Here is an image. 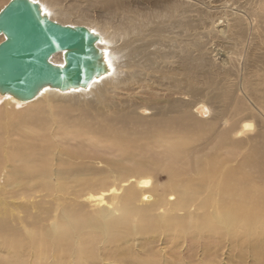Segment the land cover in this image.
Masks as SVG:
<instances>
[{"label": "rangeland", "instance_id": "374dc122", "mask_svg": "<svg viewBox=\"0 0 264 264\" xmlns=\"http://www.w3.org/2000/svg\"><path fill=\"white\" fill-rule=\"evenodd\" d=\"M7 1L1 0L0 6ZM43 1L65 13L70 22L106 29L107 25L118 26L126 18L134 17L144 31L158 34L169 52L166 58H171L164 61L166 67L161 65L162 69L144 83H150V89L157 91L159 97L181 96L177 92L170 93L169 87H173V91L187 90L189 100L204 98L213 90L212 93L224 92L231 86L237 92L240 82L254 76L264 64V18L256 15L264 0ZM251 24L252 34H247L246 26ZM171 35L180 42L188 41L186 61L176 60V51L167 43ZM119 41L121 39L116 45L122 42ZM144 52V45H141L133 57L136 56L138 62L144 60L148 56ZM227 54L231 56L226 58ZM221 56L226 60L220 65L218 57ZM240 56L245 62L239 60ZM139 84H133L129 91L115 93L116 97L125 100L130 95L134 102H151L155 98L153 95H135L140 90ZM27 105L13 108L0 101V222L3 225L0 264H80L75 255L78 239L73 230L66 226L70 240H55L54 223L57 218L61 222L66 210L85 214L95 209L85 197L78 196L77 191L101 180L115 178L121 182L142 173L153 175L157 185L180 187L190 178L200 184L194 203H204L203 210H196L197 216L212 217L216 213L218 180L221 172L234 162H226L222 168H203V173L156 170L161 167L150 161L155 156L151 157L152 148L146 144L134 148L133 144H126L132 140L121 144L103 141L94 131L88 132L83 127L74 130L72 125H82L75 121L77 112L74 110H66L72 122L64 124L61 110L54 111L56 116H51L47 107L30 112ZM31 113L38 115V120H31ZM51 117L57 128L52 126ZM88 119H91L89 115L84 122ZM122 131L126 138L136 135L133 127ZM140 142L142 139L137 138L135 145ZM209 147L210 153L201 156L202 161L209 158L217 161L229 154L214 145ZM154 150L155 154L161 152ZM262 150L264 137L243 139L238 145L237 179L243 190L240 210L255 214L245 217L244 224L237 223L229 230H222L219 229L221 225L207 227L184 221L171 226L158 222L146 228L138 224L137 215H132L127 229L110 235H103L98 224L93 225L90 230L94 239L91 244L93 264H264V156L257 155ZM251 202L254 206L249 209ZM156 212L153 210L154 215ZM248 219H251L249 223ZM33 236H47L48 244L41 246Z\"/></svg>", "mask_w": 264, "mask_h": 264}, {"label": "bare ground", "instance_id": "6f19581e", "mask_svg": "<svg viewBox=\"0 0 264 264\" xmlns=\"http://www.w3.org/2000/svg\"><path fill=\"white\" fill-rule=\"evenodd\" d=\"M34 1L39 2L42 10L52 20L61 24H77L66 20L65 13H62L61 10L56 11L51 4L43 0ZM256 15L264 18V5L257 9ZM78 25H84L99 35L100 39L96 46L102 51V57L107 67L105 73L93 78L84 87L65 90L46 87L35 98L26 102L18 101L9 94H3L0 95V101L2 100L4 104H11V107L28 104L29 109L31 108L30 112H38L39 108L44 106L49 108L48 112L51 116H56L54 111L61 110L60 112L65 117L64 124L72 122L71 118H67L66 110H74L77 112L75 121L82 124L72 125L73 128L75 127L74 130L83 127L88 132L98 133L103 141H118L119 144L132 140L126 144L131 143L134 148H142V145L146 144L152 148L151 157L155 156V159L152 158L150 161L161 167L155 168L156 170H166L171 173L177 170V173L184 174L192 171L203 173V168H207V170L220 168V166L222 168L226 162L234 163L221 172L217 186V211L212 217L207 215V217L199 218L197 216L196 210L204 209V203H194L195 194L200 188L199 182L189 178L183 181L180 187H172L164 183L157 185L153 175L139 173L138 176L123 179L121 182L111 178L81 187L77 191V195L85 197L86 201L95 209L85 214L71 213L66 210L61 222H58L57 218L54 223L55 240H70L69 229L73 230L74 236L78 239L75 248L77 261L80 264H93L91 244L94 239L90 231L93 225L98 224L103 235L120 234V231L122 233V230L129 226L131 216L137 215L140 220L138 224L146 228H152L158 222L176 226L188 221L207 227L221 225L222 228L219 229L229 230L237 223L244 224L245 217L254 216L255 214L250 213V210L244 212L240 210V198L243 195V190L239 179H237L236 155L238 145L243 139L252 140L257 136L264 137V64L261 65L260 71L257 68L258 72L254 76L240 82L237 92L231 86L224 92L212 93L213 90L207 93L210 96L206 94L204 98L189 100L187 90L173 91L175 89L169 87L170 93L177 92L181 96L168 99V96L161 95L159 97L157 91L150 89V83H144L162 69L161 65H165L166 59L171 58L170 56L166 58L169 52L163 47L164 44L159 40L158 34L144 31L143 25L134 17L126 18L124 23L118 26L107 25L106 29L90 24L78 23ZM253 28L252 24L246 26V33L250 34ZM238 29L240 30V28ZM251 37L253 36L251 35ZM119 39L122 42L119 41L121 43L116 45V41ZM1 40H3V35H0ZM254 40L256 39L254 38ZM183 41L180 42L173 35L167 38V43L172 45L173 51H176V60L184 59L186 61L188 58L189 43L187 40ZM247 44H249L248 41ZM141 45H144V55L148 56L138 62L136 56H134L136 60L133 59V54L136 55V51ZM212 49L214 48L212 47ZM238 52L240 51L238 50ZM142 54L141 58H143ZM230 56L228 55L226 58ZM219 57L221 65L226 58L223 60L222 56ZM243 59L240 56L239 60ZM49 60L54 64H63L62 52L52 54ZM242 62H245V59ZM253 70L255 72V69ZM137 82H140L138 85L140 90L135 95L147 94L150 97L153 95L155 98L151 102H134L130 99V95L125 100L116 97L115 93L119 94L123 90L129 91L134 87L132 85ZM87 114L91 119L84 122L88 117ZM37 116L31 113L29 118L38 120ZM51 123L52 126L58 127L53 118ZM129 127L134 128L136 135L132 134L126 138L122 129ZM137 138L142 139V142L135 145ZM210 145L229 154L217 161H213L212 158L202 161L201 156L210 153ZM153 148L160 150V154H158L159 152L153 153L156 152ZM227 148L229 149L225 151ZM143 154L145 153L143 152ZM257 155L264 156V150L257 152ZM92 174L95 172L93 171ZM88 178L90 179V177ZM78 180L81 179L78 178ZM84 181L86 182V180ZM252 206H254V202H251L249 209ZM191 207L193 209H190ZM153 210L157 211V215L153 214ZM251 219H248V223ZM66 226L70 228L67 229ZM2 231L3 225L0 222V234ZM33 238L41 246L48 244L49 241L47 236H43V238L33 236Z\"/></svg>", "mask_w": 264, "mask_h": 264}, {"label": "water", "instance_id": "95a60500", "mask_svg": "<svg viewBox=\"0 0 264 264\" xmlns=\"http://www.w3.org/2000/svg\"><path fill=\"white\" fill-rule=\"evenodd\" d=\"M0 35V95L21 102L46 87L87 86L107 69L97 33L52 20L34 0H8L0 8ZM59 51L63 64H54L49 59Z\"/></svg>", "mask_w": 264, "mask_h": 264}]
</instances>
